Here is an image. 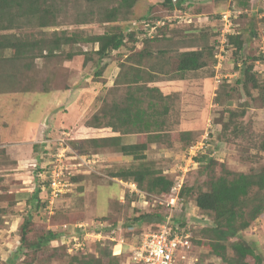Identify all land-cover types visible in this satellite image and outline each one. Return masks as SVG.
<instances>
[{
    "label": "rangeland",
    "instance_id": "obj_1",
    "mask_svg": "<svg viewBox=\"0 0 264 264\" xmlns=\"http://www.w3.org/2000/svg\"><path fill=\"white\" fill-rule=\"evenodd\" d=\"M55 3L56 24L43 31L24 25L4 32H20L21 36L30 38H51L53 30L80 34L120 31L126 36L128 31L135 30L142 37L134 42L127 39L123 47L102 59L94 51L97 44L80 42L62 45L52 56L36 57L30 69L24 67L25 58L19 60V64L10 59L0 61V87L4 90L0 92V149L5 151L0 154V207L4 208L0 222V264H68L70 255L96 254L98 247H107L114 252L112 254L118 253L122 264L131 263L129 257L133 248L158 228L154 222L139 223L134 217L145 212L167 215L166 200L170 194H176V190L163 196L149 194L134 182L112 177L119 168L136 166L140 162L168 176L175 186L179 183L180 188H185L173 207L172 218L181 220L185 216L187 222H194L192 231L196 234L186 256L179 258L177 264H224L206 247V239L198 231L212 225V216L199 210L194 198L198 189L208 188L209 174H220L222 164L238 172H250L264 166V151L259 148L264 139V0H184L177 7H170L164 0H136L129 11L112 22L103 21L102 13L117 2L96 4L84 0H55ZM228 13L230 22L226 20L224 24V14ZM147 18L152 23L165 24V28L162 36L147 39L150 55L142 59L141 64L144 70L160 79L158 84L171 90L167 118L173 130H191L192 133L189 142L174 139V136L172 143L166 140L149 142L145 158L140 161L121 156L112 148H108L109 152L93 150L90 142L77 136L96 137L98 132L78 131L93 114L100 113L104 102L123 96V76L118 78L121 80L118 85L115 86L114 81L121 68L122 72H131L128 64L144 40L145 34L140 31H145ZM227 28V32L238 33L242 38L240 51L232 42L228 47L220 43L221 29ZM148 33L147 28V36ZM200 48L205 50V66L185 72L184 79L168 80L178 76L174 68L179 52ZM80 50L85 52L84 55L66 59L67 52ZM1 55L11 56L12 51L4 50ZM245 57L255 58L252 66L261 87L251 90L250 96L235 85L240 77L239 61ZM122 62H125L123 67ZM143 74L147 77L145 72ZM216 75L223 80L222 84H228L227 88H219ZM79 85H82V91L78 92ZM73 89L77 91L74 93L76 99L81 97L88 103L84 107L88 106L84 120L68 121L61 117ZM218 91L223 99L225 95L231 98L216 101ZM58 97V105L43 114L40 122L43 109L53 105ZM225 107L237 112L245 108V114L234 117L228 127L222 129L225 122L228 124ZM54 111L61 113H58L56 128L47 118ZM38 123L39 136L44 137L35 141V136H30ZM234 125L238 127L234 129ZM145 138L143 135L140 140ZM63 140L72 150L67 149L66 156L75 157L67 160L82 165L68 176L71 183L68 192L58 196L51 208L46 207L49 203L37 205L32 201L31 193L39 180L30 163L35 158L49 159L62 149L59 143ZM201 155L210 157L212 169L202 171V164L207 160L200 163L198 157ZM39 198L48 200L42 190ZM28 215L32 219L23 243L20 242V229L23 218ZM47 229L61 232L59 238L41 248L27 246ZM241 235L252 242L255 253L261 258L260 264H264V215ZM75 242L80 243L78 247H73ZM67 246L72 247V251H67ZM246 260L249 264L255 263L253 258Z\"/></svg>",
    "mask_w": 264,
    "mask_h": 264
},
{
    "label": "trees",
    "instance_id": "obj_2",
    "mask_svg": "<svg viewBox=\"0 0 264 264\" xmlns=\"http://www.w3.org/2000/svg\"><path fill=\"white\" fill-rule=\"evenodd\" d=\"M84 1L96 4L117 2L116 5L106 8L102 13L103 21L106 22L115 21L123 12L129 11L136 2V0ZM164 1L170 7H177L184 0ZM57 17V4L55 0H0V61L10 59L12 63L19 64V60L25 58L24 67L30 69L36 57L52 56L56 51L60 50L62 45L80 42L97 44V49L94 51L98 55V58L102 59L107 57L112 51L123 47L127 39L130 38L134 42L139 37L138 32L135 30L128 31L127 36L124 32L120 31L103 32L100 34H80L79 32L67 33L66 30H53L51 38H30L27 35L21 36L20 32H4L14 28L19 29L24 25L35 26L43 31L44 28L56 24ZM145 22H148L150 25H156V29L152 31L151 37L147 36V28L149 29V27H145V31H140V34H145V36H143L144 40L141 42V47L137 48V50L135 49L132 61L128 64L130 65L131 72H122L121 68L114 81V85H118L121 81L118 78L123 76V80H125L123 81L125 84L123 96L119 97V99H113L111 102H104L103 105L105 106L99 111L100 113L93 114L90 120L85 122V125L90 127H109L113 132L119 133V135L84 139V141L91 143L94 148L93 150L106 151L108 148H112L111 150L114 152L140 161H143L145 158L144 153L148 148L149 142L166 140L167 143H172L171 139L173 136L174 139L179 138L181 141L189 142V135L192 133L191 130H173L167 118V114L170 111L168 98L170 97L171 90L168 88L166 90L158 84L160 79L152 76V72L144 70L141 64L142 59L150 55L147 39L152 40L162 36V31L165 28V24L158 25L156 22L152 23L148 18ZM251 31L255 33L253 30ZM228 40L230 43H234L236 49L240 51L243 40L238 33L229 36ZM4 50H11L12 55L3 57L1 53ZM204 51L203 48H200L179 52L174 68L178 76H171L168 80L184 79L185 72L197 70L205 66ZM84 53L81 50L69 51L65 54V57L67 60H70L75 55H84ZM128 58L129 56H126V59ZM253 59L255 60L254 57H245L239 61L241 63L240 77L235 82L237 88H241L248 96L251 95V90H260L261 88L255 76L256 72L253 70ZM124 65L125 62H122L121 67ZM144 72L147 77H144ZM222 83H224L223 80L219 82V88L228 87V84ZM230 87L233 88V86ZM3 91V87H0V92ZM230 98V95H225L223 99L219 91L215 95L216 101H220L221 99L223 102ZM224 110L228 113V124L225 122L222 129H226L234 117L245 114V108L238 112L236 109L230 107H225ZM237 127L234 125V129ZM171 132L172 134L170 135ZM173 133L176 134L173 135ZM125 134H137V141L129 144L123 143L122 135ZM143 135L146 137L145 140H140ZM259 148L264 151V139L260 142ZM4 153V149H0V154ZM205 160H207V163L202 164V171L208 168L212 169L213 162L210 157L205 155L198 157L200 163ZM209 175L208 188L205 190L198 189L194 198L198 209L212 216V225L203 226L198 230L202 237L206 239V247L213 254L220 257L224 264H249L246 260L248 257L254 259V264H260L261 258L255 253L252 242L245 240L241 234L257 218L264 215V166L250 172H238L227 169L222 164L220 174ZM112 177H117L125 182H134L145 192L149 194L155 193L159 196L168 195L174 186L173 181L168 176L144 162H140L136 166L130 165L125 168H119V170L113 172ZM184 189V187L180 188L178 192L179 196L180 193L181 195L183 194ZM40 190V184L38 183L31 193L32 201L36 202L37 205L41 203L46 205L48 200L43 201L39 198ZM188 190L190 189L188 188ZM46 207L51 208V205L47 204ZM3 212L4 208L0 207V222ZM31 219L30 215L23 218L20 229V242L25 243L26 241L28 224L31 222ZM134 219L139 223L154 222L156 225H159L164 220V216L161 212H145L134 217ZM172 219L174 220V218ZM60 234L61 232L47 229L38 235L33 242L27 244V246L41 248L49 245L51 241L58 239ZM195 234L196 232H193L191 229V242ZM199 243H203V241L199 240ZM19 249L21 250L22 247L20 246ZM112 253L114 252H111V249L107 247H98L96 254H89L87 256L70 255L68 264H122L120 262V255Z\"/></svg>",
    "mask_w": 264,
    "mask_h": 264
},
{
    "label": "built area",
    "instance_id": "obj_3",
    "mask_svg": "<svg viewBox=\"0 0 264 264\" xmlns=\"http://www.w3.org/2000/svg\"><path fill=\"white\" fill-rule=\"evenodd\" d=\"M230 22V14H224V24ZM145 22V21H144ZM156 24L160 25L159 22ZM163 24V23H161ZM145 26L149 27L148 35L156 29V25H150L145 22ZM231 26V23H229ZM227 29H221L220 43L226 46V35L229 33ZM217 83L220 82V76L216 75ZM59 151L53 154L49 159H33L30 166L36 171L34 176L39 180L40 189L45 191L49 205L60 195L68 192V186L71 185L68 176L74 173V170L82 163H74L67 158H75L74 156H66L67 149L72 151L70 146L63 140ZM43 158V160H42ZM181 184L173 186L172 190H176V194H170V198L166 200L168 208L167 215H164V220L158 225V228L153 232L144 236L142 241L136 245L129 257L132 264H177L179 258H184L185 252L191 246V229L194 227V222L186 221L185 216L181 220L172 219V211L174 205L180 199L178 194ZM162 203V202H160ZM185 222V223H184ZM184 223V224H182ZM66 229V225L63 226ZM75 240V237H73ZM75 242L73 247H78L80 243ZM72 247H68V251H72Z\"/></svg>",
    "mask_w": 264,
    "mask_h": 264
},
{
    "label": "crops",
    "instance_id": "obj_4",
    "mask_svg": "<svg viewBox=\"0 0 264 264\" xmlns=\"http://www.w3.org/2000/svg\"><path fill=\"white\" fill-rule=\"evenodd\" d=\"M137 46V45H136ZM137 47H139V46H137ZM80 56V55H79ZM72 58H77V56L75 55V57H72ZM71 58V59H72ZM74 88H77V87H74ZM82 89V85L80 86L79 85V89H78V92L80 91ZM72 89H70L69 90V93H70V91H71ZM73 91H74V89H73ZM82 91V90H81ZM77 91H74L73 92V94H72V98L71 99H67L66 100V102L68 103L67 105L65 104V109L63 108L62 110H64L63 111V113L61 114L60 112H57L58 111V109H57V111H54L52 114H50L49 115V117H47V118H49V120H51L50 121V124H51V122H53V125H52V127L53 128H56V127H58V124H57V120H58V118H59V114L58 113H60L61 114V117H65L64 119L65 120H68V121H70V120H74V119H76V120H84V117L86 116V113H87V109H88V106L86 107V108H84L87 104L85 103V102H83L82 100H83V98H79V99H76V95L74 94V93H76ZM55 97V96H54ZM57 97V96H56ZM58 99H59V97L58 98H56V100L54 101V104L53 105H50L47 109H43V112H42V115H41V117L39 118V120H40V122L42 121L41 119L43 118V114L45 115L47 112L49 113L50 112V110L51 109H53L55 106H57L58 104L56 103V101H58ZM78 101V102H77ZM86 104V105H85ZM81 110V111H80ZM75 113H78V116H76V114ZM54 115V116H53ZM39 122V123H40ZM56 122V123H55ZM39 123H38V125H37V127H35L34 129V132L32 133V135L30 136V138L32 137V136H35V141H40V140H42L43 139V137H44V135H42V139L40 138V136H41V134H40V136H39ZM82 127V129L80 128L79 129V131L78 132H88V131H93V133L94 132H98V134L96 135V137H108V136H117V135H119V133H117V132H113L112 130H111V128H109V127H102V128H96V127H90V126H86V125H84V123H83V125L81 126ZM38 129V131H37V133H36V130ZM48 131V130H47ZM77 137H80L79 139H86V138H93V137H85V136H77ZM137 137H138V135L137 134H125V135H122V142L123 143H135L136 141H137ZM47 141V140H46ZM26 142V141H25ZM106 152H109V149H107L106 150ZM115 154H117L118 155V153H115ZM121 156H124V155H122V154H120ZM119 156V155H118ZM124 157H128V158H131V157H129V156H124ZM122 181V180H121ZM124 182V181H123ZM117 246V245H116Z\"/></svg>",
    "mask_w": 264,
    "mask_h": 264
},
{
    "label": "clouds",
    "instance_id": "obj_5",
    "mask_svg": "<svg viewBox=\"0 0 264 264\" xmlns=\"http://www.w3.org/2000/svg\"><path fill=\"white\" fill-rule=\"evenodd\" d=\"M237 34V33H236ZM231 35H234L233 33H229V34H227L226 35V39H227V42H226V47H228L229 45H230V42H229V36H231ZM149 36V35H148ZM139 37H142V36H139ZM149 37H151V36H149ZM262 56L264 57V52L262 51ZM44 142H47L46 140L44 141ZM118 254V253H117Z\"/></svg>",
    "mask_w": 264,
    "mask_h": 264
}]
</instances>
